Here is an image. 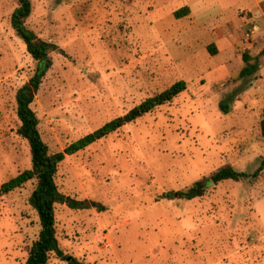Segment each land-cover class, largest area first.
Listing matches in <instances>:
<instances>
[{
    "label": "rangeland",
    "instance_id": "374dc122",
    "mask_svg": "<svg viewBox=\"0 0 264 264\" xmlns=\"http://www.w3.org/2000/svg\"><path fill=\"white\" fill-rule=\"evenodd\" d=\"M31 2L27 27L58 46L32 103L51 152L175 81L188 82L172 101L59 164V190L99 206H56L65 256L53 252L47 264H264V170L210 184L191 200L161 197L225 163L252 173L264 159V0L224 8L219 0L204 7L195 0ZM188 3L193 13L176 18ZM17 6L0 0V184L31 167L15 95L36 61L11 26ZM212 44L219 53L208 52ZM243 54L259 64L246 77ZM35 185L29 180L0 198V264H24L38 237L29 203Z\"/></svg>",
    "mask_w": 264,
    "mask_h": 264
},
{
    "label": "trees",
    "instance_id": "16d2710c",
    "mask_svg": "<svg viewBox=\"0 0 264 264\" xmlns=\"http://www.w3.org/2000/svg\"><path fill=\"white\" fill-rule=\"evenodd\" d=\"M18 6L11 14V26L16 35L24 42L32 59L36 61V69L29 81L21 86L15 95L16 114L20 122L17 133L27 140L31 152V167L26 168L16 176L0 184V198L14 189L21 187L29 180H36V185L29 196L30 205L36 210L40 222L38 237L29 249L28 257L24 264H47L50 254L56 253L64 257L59 246L56 231V206L66 204L71 209H87L97 207L99 204L88 199H76L63 194L56 183L55 177L59 164L66 156L74 155L90 144L106 137L124 125L134 122L138 118L153 111L156 107L172 101L182 91L187 89L188 82L177 80L163 91L156 93L139 102L123 115L117 116L95 130L85 134L79 139L69 143L62 150L51 152L48 144L43 140L39 130V118L32 108L35 93L38 90L44 75L50 68L52 61L49 53L57 50L58 46L50 41L40 38L32 29L27 27L26 21L32 12L31 0H17ZM190 13L189 6H183L174 12L176 18H181ZM211 55L218 49L215 44L207 47ZM61 51V50H60ZM245 65L240 70V76L246 77L254 74L259 69L257 62H251L247 54L242 57ZM221 111L228 112L225 102L219 104ZM260 133L264 138V109L260 120ZM264 170V159L252 172L247 173L225 163L209 176L195 181L185 190L168 191L161 197L166 199L182 198L191 200L203 196L210 184H218L224 180L239 181L246 178H257ZM71 264H81L74 258Z\"/></svg>",
    "mask_w": 264,
    "mask_h": 264
},
{
    "label": "crops",
    "instance_id": "0c3cea01",
    "mask_svg": "<svg viewBox=\"0 0 264 264\" xmlns=\"http://www.w3.org/2000/svg\"><path fill=\"white\" fill-rule=\"evenodd\" d=\"M194 1V0H193ZM211 1H215V0H195V3H199L200 4V7L201 6H208L209 5V3L211 2ZM220 2L222 1V2H225V4H223V5H221V8H224V6L225 5H227L226 3H229V4H233V3H235V4H239V3H242V2H245V1H247V0H219ZM187 6H189V8H190V10H191V12L193 13V10H194V8H192V3H188V5ZM196 6V5H195ZM253 29L254 30H257L258 29V27L257 26H253ZM216 47H217V45H216ZM218 49V48H217ZM219 53V52H218Z\"/></svg>",
    "mask_w": 264,
    "mask_h": 264
}]
</instances>
